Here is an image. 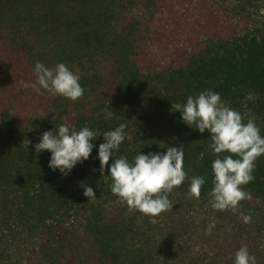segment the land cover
I'll list each match as a JSON object with an SVG mask.
<instances>
[{
  "label": "trees",
  "instance_id": "obj_1",
  "mask_svg": "<svg viewBox=\"0 0 264 264\" xmlns=\"http://www.w3.org/2000/svg\"><path fill=\"white\" fill-rule=\"evenodd\" d=\"M262 8L264 0H0V264H233L242 246L264 264V155L241 186L251 198L238 211L213 210L209 134L171 108L212 90L237 112L247 107L264 136ZM36 62L65 64L84 94L69 101L24 87ZM122 122L115 158L184 147L186 178L155 224L96 171L102 136L67 176L33 147L62 124L103 133ZM195 176L205 178L198 199L187 196ZM84 185L96 199L87 202Z\"/></svg>",
  "mask_w": 264,
  "mask_h": 264
},
{
  "label": "clouds",
  "instance_id": "obj_2",
  "mask_svg": "<svg viewBox=\"0 0 264 264\" xmlns=\"http://www.w3.org/2000/svg\"><path fill=\"white\" fill-rule=\"evenodd\" d=\"M33 73L35 81L24 84V87L38 93L44 90L69 101H76L84 94L79 83L80 76L63 63L50 68L36 62ZM171 108L175 109L172 112H179L183 124L200 134H209L208 150L216 156L211 164L213 187L207 193L210 207L216 211H238L239 202L251 198V194L241 186L254 179L255 161L264 155V136L260 135L259 128L251 119L243 123L241 115L212 90H204L195 97L189 95L184 103H174ZM111 115L112 111H109L106 118H111ZM126 127V123L122 122L113 130L100 133L87 126L77 130L74 125L62 124L55 133L53 130L43 132L33 147L35 152L48 151L47 167L67 176L77 164L88 160L93 151V141L102 136L103 142L96 148V159L99 161L96 171L111 180L110 191L121 204L129 211L149 217L150 222L155 224L161 213L171 211L173 203L169 194L186 178L183 170L184 147L165 146L163 153L143 154L139 151L129 163L123 155L114 157L126 139ZM23 142L26 149L30 141ZM110 157L112 163L108 164ZM106 165L107 175L104 174ZM204 183L203 176L192 177L188 198L198 199ZM82 195L87 202L96 199L91 186L84 185ZM241 219L246 224L251 222L250 215L242 214ZM214 227V223H210L205 231L210 233ZM233 264H256V258L248 253L246 246H242L235 252Z\"/></svg>",
  "mask_w": 264,
  "mask_h": 264
},
{
  "label": "rangeland",
  "instance_id": "obj_3",
  "mask_svg": "<svg viewBox=\"0 0 264 264\" xmlns=\"http://www.w3.org/2000/svg\"><path fill=\"white\" fill-rule=\"evenodd\" d=\"M258 18H259L260 21H264V8L259 10V17ZM238 113L241 115L243 123H247V121L249 119H251V120L254 121L256 126L259 128V126L257 125V122H255V119L250 115V112L247 109V107H243V109L241 111H239Z\"/></svg>",
  "mask_w": 264,
  "mask_h": 264
}]
</instances>
